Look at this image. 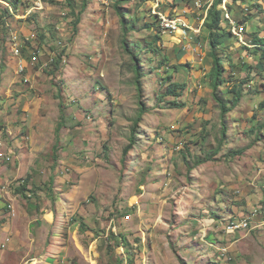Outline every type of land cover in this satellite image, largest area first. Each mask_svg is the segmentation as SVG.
Here are the masks:
<instances>
[{
  "label": "rangeland",
  "instance_id": "obj_1",
  "mask_svg": "<svg viewBox=\"0 0 264 264\" xmlns=\"http://www.w3.org/2000/svg\"><path fill=\"white\" fill-rule=\"evenodd\" d=\"M159 1L166 15L183 16L181 0ZM117 2L129 28L124 36ZM152 3L51 0L44 11L20 22L1 9L0 152L9 160H0V264H115L117 258L123 264H224L226 256L231 262L225 244L236 243L238 235L226 238L223 210L247 211L238 203H204L220 190L208 185L216 175L202 167L207 162L231 172L238 156L264 147V91L240 69H252L255 54L248 51L237 59L244 51L240 46V52L227 51L229 45L219 48L222 64H234L229 71L236 72L224 73L228 84L221 87V97L229 104L231 88L240 86L242 93L238 108L225 118L227 137L221 141L219 107L211 91L205 92L211 90L210 70L199 77L211 64L206 30L195 42L185 41L191 48L184 51L160 33ZM188 15L197 17L194 9ZM12 31L35 34L32 41L20 37L27 64L22 73L11 51ZM231 36L223 43L228 39L234 46L238 38ZM172 84L184 85L181 96L161 99ZM1 92L14 99L29 93L31 107L12 108ZM140 101L149 110L126 153ZM249 110L252 115L244 117ZM241 120L254 126L242 129ZM197 178L206 198L195 203L189 186ZM24 180L28 200L15 193ZM28 202L39 211L28 210ZM46 212L53 213V223L38 224L35 220ZM208 217L215 222L203 225L206 230L199 220Z\"/></svg>",
  "mask_w": 264,
  "mask_h": 264
},
{
  "label": "crops",
  "instance_id": "obj_2",
  "mask_svg": "<svg viewBox=\"0 0 264 264\" xmlns=\"http://www.w3.org/2000/svg\"><path fill=\"white\" fill-rule=\"evenodd\" d=\"M227 4L228 6L226 5V7L228 8L232 18L235 19L237 22L242 23L245 27V31L242 36L243 43L237 40V43L234 46H231L232 44L227 41L228 39L224 44L223 43L224 39L222 38L223 44L221 47H224V45H229V48L227 49V51L229 50V52L230 50L231 51L239 50L238 52H240L241 49H244V51L240 54L241 56L239 55L237 59L243 58L244 55L248 56L247 54L248 51L249 53L251 51L254 52L255 54L254 59H256V62L253 63L254 66L251 67L252 69H250L249 66L241 67L240 69L248 70L247 77L251 78L250 81H252L254 79L253 77H255V82H258L259 90L264 91V58H263L264 49L262 47H259V46H264V0H241V1L236 0L235 2L234 0L233 2H230L229 0ZM180 5H183L185 8V5L183 4L182 1ZM242 6L243 8L240 11V8ZM186 18L188 21L187 22L188 25L190 26L197 25V22L195 21L196 19L193 18L192 16L191 18L193 20L189 19L190 15L186 16ZM251 21H254V23H251ZM225 32L228 33V31ZM21 35H27V34L21 33ZM197 37H198L197 35L191 36L192 42L193 41L195 42ZM229 38H232L230 34H229ZM256 40H261L262 42H257ZM239 46L241 49L239 48ZM174 52H179L176 47L174 49ZM202 57L203 58L201 59V63L204 61L205 56L203 55ZM230 58L228 59L230 60ZM250 59L252 58L250 57ZM205 63L208 64V61L206 60ZM210 63H211V58H210ZM223 65L225 67V74L229 75L230 77H232V75H235L236 73L235 71L232 70L229 71V68L232 69L233 68L232 66L234 64L227 65L223 63ZM235 67L238 66L235 65ZM207 68L210 70L211 64L208 67H205V70H203V72H201L202 70L199 71L201 72L199 73V77L200 76L205 77L206 75H208L207 73L209 72V70L207 72L206 71ZM194 71L196 72L197 70L194 69ZM25 81H27V77L25 78ZM210 91L211 90L209 89L206 90L205 92L206 94L209 95ZM1 93L3 96L6 95L7 97H9L8 99L6 98L7 99L6 101L10 103L9 106L12 105V108L22 107V109L25 110L31 107L30 104H32V101L28 97L29 93L21 94L19 97L15 99L13 97H10V94L8 96V94H4V92ZM228 106H230V104H228ZM238 106L239 104L233 110L238 108ZM231 112L229 114H231ZM251 115L252 112L249 110L248 112L245 113L244 117H250ZM205 117H207V115H205ZM205 120L208 121L209 119L205 118ZM247 121L248 120H241L240 127L242 129L250 130L254 126V124L251 123V125L248 126ZM250 122H252V120ZM237 124L238 123H234V125ZM253 137H256V133L253 135ZM248 139L251 140V137H249V135H248ZM9 153L12 154L11 157L13 158L14 152L10 150ZM0 154H2L3 156L5 155L2 152H0ZM0 160H4V159L0 158ZM235 164L238 166H233V169L230 172L227 170L222 171L221 165H212L211 163H207V162L203 163L202 169H204L206 172L213 171L214 173L213 175L218 176V177L213 176L212 181L206 180V182L209 183L208 185L218 186L220 190L217 194L211 196L209 201L206 200L204 203L210 202L209 204L218 205L220 207L221 206L226 207L225 205H230V204L235 205V203H238L242 207V209H245L248 212L249 215H246L247 212L238 211L237 208L230 209L229 211L223 210L224 211L223 213H225L227 217L225 218L227 223L228 220L238 221L240 219H248L249 221V228L247 230H240L236 233L238 235V238L236 236L237 238L235 241L236 243L234 244L232 243L229 246L228 243L225 244L228 247V253L229 256L231 257L230 258L231 262L229 264H264V205H262L264 204V147H252L248 149L247 151L244 152L243 155L238 156L236 158ZM202 169H199L196 172H200ZM198 180L199 179L197 178L196 181L189 186V189L193 190L192 194L195 195V203L200 202L201 199L204 200L206 198L204 193L202 194V192L198 191L200 190L197 185L199 184ZM216 181L218 183H215ZM255 210L259 211V213L258 212L255 213ZM46 216L47 217L49 216L50 219L46 218ZM37 219L38 220L35 221L38 224L40 222H43L44 225L49 226L53 223L54 216L53 213L46 212L45 214L42 215L41 218H37ZM199 222L201 223V226L204 227L207 224L210 225L215 221L214 219L208 217L207 219L201 218ZM204 229L207 230L206 227H204ZM224 234L227 235L226 238L230 236L226 233ZM236 234L231 236H235ZM12 240L14 241L15 245L18 244L17 242L19 240L16 241L14 235L12 237ZM240 240H243V242L238 245V242ZM220 259L221 257H219V260ZM226 259L227 256L222 259V261H225L224 264H228L226 262ZM211 263H213V261H211Z\"/></svg>",
  "mask_w": 264,
  "mask_h": 264
},
{
  "label": "built area",
  "instance_id": "obj_3",
  "mask_svg": "<svg viewBox=\"0 0 264 264\" xmlns=\"http://www.w3.org/2000/svg\"><path fill=\"white\" fill-rule=\"evenodd\" d=\"M9 0H0V15L1 9L6 8L8 14L16 19V21H27L30 19L33 14L39 13V11H44L45 6L51 0H11L12 3H8ZM227 2L229 0H222V3L219 7L223 10V20L221 22V27L224 28L228 33L238 38L239 42H242V36L245 31V27L242 23L237 22L232 18L230 12L226 8ZM14 3V5H13ZM213 0H208L207 2H202L201 0H194L193 9L196 12L197 17H195L198 24L196 26H190L187 24L186 15L188 13V9L184 8L182 10L183 16L171 17L166 15L164 12L160 10L161 3L159 0H153V15L156 17L158 24L160 26L161 33L163 35L171 36V40L177 44L181 45L184 51L187 48H191L189 44L186 45L185 41H191V35H198L202 28L203 23L207 17V13L209 8L211 7ZM20 5V6H19ZM62 25V24H61ZM59 27H57L58 29ZM24 38L25 41L35 40L34 33H28L27 35L17 34V32H10V44L12 55L17 61V72L22 73L26 68L25 62L21 57V49L23 45H21V38ZM193 43V42H191ZM264 49V46H259ZM39 51H35L34 55ZM52 60V59H51ZM50 62V61H49ZM47 63L44 64L46 66ZM0 158L5 160H9L8 157H4L0 154ZM259 211L255 210V213ZM249 228L248 219H240L238 221L232 222L229 221L225 226V233L228 235L236 234L240 230H247Z\"/></svg>",
  "mask_w": 264,
  "mask_h": 264
},
{
  "label": "trees",
  "instance_id": "obj_4",
  "mask_svg": "<svg viewBox=\"0 0 264 264\" xmlns=\"http://www.w3.org/2000/svg\"><path fill=\"white\" fill-rule=\"evenodd\" d=\"M126 1V0H124ZM153 1V0H150ZM182 2H186L185 4V8L189 10L193 9V0H181ZM208 1V0H207ZM206 1V2H207ZM236 0H234L235 2ZM222 3V0H213V3L211 5V7L208 10L207 13V17L203 23V28L206 30L207 32V40L209 42V57L211 58V69H210V88H211V93H212V97L213 99L216 101L218 107H219V112H220V117H221V124H220V140L224 141L227 137V126H226V122H225V118L226 116L238 105V103L240 102L241 98H242V93L239 89L240 86H238V88H231V93H233L234 95L232 96V100L230 101V106H228V103H225L223 98L221 97L220 94V89L221 87H223V85L228 84V80L227 78L224 77V73H225V67L221 62V56L219 54V48L222 46V38L225 37L226 35H229L228 33H226L222 27H221V22L223 20V10L221 7H219ZM118 4L119 2H117V5H115V12L117 14V16L120 19V23H121V27H122V31H123V36L126 34L127 29H129L128 27H126V22H125V14L120 10V8H118ZM4 10H6V12L8 13L7 9L4 8ZM9 15V14H8ZM157 21V20H156ZM161 33V31H160ZM226 33V34H225ZM194 36V35H191ZM160 36H156L154 38V42L155 44L157 42H159ZM257 42H262L261 40H256ZM123 46L125 48V50L127 51V41L125 39H123ZM129 53L132 54V52L130 51ZM264 58V55H263ZM136 58H134L135 60ZM262 67V66H261ZM136 72H137V77H138V81L141 79V75L138 73V69L136 68ZM243 84H246L245 82H243ZM139 87V86H138ZM184 85H178V84H172L171 88H168L167 91L165 92L164 96H162L161 99H163L165 96L167 95H173L177 98H179L181 96V91L184 90ZM235 89V90H234ZM169 105L176 107V108H184V104L179 103V102H168ZM139 109H138V115L137 117L133 120V126L131 128V137L129 139V144L128 146L125 148V152L127 153L128 151L132 150L134 145H135V133L137 132V129L139 128V124L142 121V116L144 114H146L149 110V106L147 105V103H143L142 101H140L139 103ZM260 107L264 108V100L260 103ZM59 108H60V112H61V118L63 117V105L60 102L59 103ZM63 127V124L60 122L57 125L56 128V142L53 146V153L57 152L58 149V141H59V133H60V129ZM238 152L241 151H236L233 154H238ZM28 180H24L25 184H22L21 186H19L18 188L15 189V193L19 194L22 198H24L25 200H28V196L25 194V190H26V182ZM53 182V180L51 181ZM27 209L28 210H38L39 208L38 206L32 204L31 202L27 203ZM110 236L113 237V234L111 233ZM115 264H123V259H119L117 258L115 261Z\"/></svg>",
  "mask_w": 264,
  "mask_h": 264
},
{
  "label": "bare ground",
  "instance_id": "obj_5",
  "mask_svg": "<svg viewBox=\"0 0 264 264\" xmlns=\"http://www.w3.org/2000/svg\"><path fill=\"white\" fill-rule=\"evenodd\" d=\"M226 8H227V7H226ZM199 34H200V33H199ZM199 34H198V35H199ZM198 35H197V36H198ZM230 35H231V34H230Z\"/></svg>",
  "mask_w": 264,
  "mask_h": 264
},
{
  "label": "clouds",
  "instance_id": "obj_6",
  "mask_svg": "<svg viewBox=\"0 0 264 264\" xmlns=\"http://www.w3.org/2000/svg\"><path fill=\"white\" fill-rule=\"evenodd\" d=\"M227 6H228V4H227ZM228 9V8H227ZM229 11V10H228Z\"/></svg>",
  "mask_w": 264,
  "mask_h": 264
}]
</instances>
